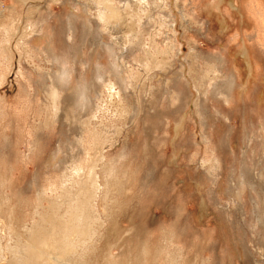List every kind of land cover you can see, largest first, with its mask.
<instances>
[{"label":"rangeland","instance_id":"obj_1","mask_svg":"<svg viewBox=\"0 0 264 264\" xmlns=\"http://www.w3.org/2000/svg\"><path fill=\"white\" fill-rule=\"evenodd\" d=\"M258 211L264 0H0V264H264Z\"/></svg>","mask_w":264,"mask_h":264},{"label":"bare ground","instance_id":"obj_2","mask_svg":"<svg viewBox=\"0 0 264 264\" xmlns=\"http://www.w3.org/2000/svg\"><path fill=\"white\" fill-rule=\"evenodd\" d=\"M113 13V12H112ZM118 14V13H117ZM72 21V20H71ZM112 24V23H111ZM103 46V45H102ZM104 48V47H103ZM108 49V48H107ZM110 50V49H109ZM110 52H111V50H110ZM209 59H211L210 61H214V62H220V63H222V61H223V64H224V58H222V57H218V56H209ZM66 72V71H65ZM61 77H62V74H61ZM236 76H234V78H235ZM99 78H102V77H99ZM236 79V78H235ZM124 80V79H123ZM235 80H233L232 78L230 79V80H227L225 83H224V85L222 86V88H218V89H216V92H217V90L219 91V90H223L224 92H226L225 94H227V95H230L229 93H231L232 94V91L234 90V87H235V85H236V82H234ZM60 83H62V80L60 81ZM77 90V89H76ZM216 92H214V93H216ZM213 93V94H214ZM222 94H224V93H222ZM216 95H219V92H218V94H216ZM216 95L214 94V96L216 97ZM79 97L80 98H83L84 97V95H79ZM221 97V96H220ZM230 97V96H229ZM85 99V98H84ZM83 99V100H84ZM74 164V163H73ZM261 173H263V172H261ZM97 176V175H96ZM94 178H95V176L93 177V180H94ZM81 179V178H80ZM96 181H98V179L96 180ZM95 181V182H96ZM67 182H68V180L67 179H64V185L62 186V188H65L64 189V193H65V195H67V188H69V187H67ZM88 182V181H87ZM92 182H94V181H91V183ZM77 183V182H76ZM251 185V184H250ZM83 186V185H82ZM89 186V185H88ZM91 187V186H90ZM93 187H94V191H95V193H94V195H95V200H96V195L98 194V191H99V188H98V184L96 185V183H94L93 184ZM79 188V187H78ZM80 189V188H79ZM78 189V190H79ZM88 189V188H87ZM81 191V190H80ZM89 191V190H88ZM70 192V191H69ZM74 193V192H73ZM83 194V193H82ZM73 195V194H72ZM86 196V195H85ZM90 196V195H89ZM70 197V196H69ZM74 197H75V195H74ZM73 197V198H74ZM98 197V196H97ZM89 198H91V197H89ZM87 196H86V199H89ZM75 199V198H74ZM84 199H85V197H84ZM253 199V198H252ZM73 199H71V201H72ZM82 200H83V195H80V197L78 198V203L81 201L82 202ZM65 201V200H64ZM69 201V200H68ZM66 202H67V200H66ZM75 202H77V201H75ZM74 202V203H75ZM91 202V201H90ZM74 203H72V204H74ZM61 204V203H60ZM68 204V203H67ZM80 204V203H79ZM93 204V203H92ZM91 204V205H92ZM96 204V203H95ZM64 205H66L65 203H64ZM85 205V204H84ZM70 206V205H69ZM52 207V206H51ZM55 206H53V208H54ZM57 207V206H56ZM63 207V206H62ZM82 207V206H81ZM72 208V207H71ZM78 208H79V205H78ZM76 209V208H75ZM94 209H95V207H94ZM256 209V208H255ZM53 210V209H52ZM57 210V209H56ZM66 210V209H65ZM65 210H63V212H65ZM71 210V209H70ZM72 210H73V208H72ZM83 210V209H82ZM88 210V209H87ZM90 210H91V208H90ZM51 211V210H50ZM54 211V210H53ZM81 211V210H80ZM55 212V211H54ZM59 212V211H58ZM85 213V212H84ZM87 213V212H86ZM91 213V212H90ZM67 214V213H66ZM81 214V213H80ZM55 215H57V214H54V216ZM62 216L64 215V214H61ZM79 215V214H78ZM85 215V214H84ZM50 216H51V214H50ZM75 216V215H74ZM74 216H72L69 220H64V223H66V226L65 227H62L63 229H68V231H75V230H77V229H79V230H82L83 231V228L85 229V227H83L82 229L80 228V222H81V220L83 221V219H78L77 217H75V219H74ZM61 217V216H60ZM59 217V218H60ZM91 217H93L92 215H91ZM42 218V217H41ZM53 218V217H52ZM58 218V219H59ZM85 218V217H84ZM263 218V217H262ZM262 218H261V216L259 215V211H258V215L256 216V220L260 223V225H261V228H263L264 229V223H263V221H262ZM58 219H53V220H55V221H57ZM94 219H95V217H94ZM46 219H44V221H45ZM48 220V219H47ZM50 220V219H49ZM60 220V219H59ZM86 220V219H85ZM89 220H91L92 221V219H89ZM60 221H62V220H60ZM95 221V220H94ZM47 222V221H46ZM89 222V221H88ZM56 223H58V222H56ZM55 223V224H56ZM62 223V222H61ZM90 223V222H89ZM94 223L95 222H93V225H94ZM54 224V225H55ZM63 224V223H62ZM86 224V223H85ZM53 225V224H52ZM85 226V225H84ZM59 227V226H58ZM88 227V226H87ZM89 227H90V225H89ZM88 227V228H89ZM52 228V227H51ZM88 228H86V229H88ZM92 228V227H91ZM43 229V228H42ZM53 229V228H52ZM56 230H57V228H55ZM57 231H59V230H57ZM67 231V230H66ZM88 231H89V229H88ZM88 231H86V232H88ZM52 232V231H51ZM56 232V231H55ZM77 232V231H76ZM36 233V232H35ZM40 233V232H39ZM43 232H41V234H42ZM46 233H48V235H49V231L48 232H46ZM89 233V232H88ZM44 234V233H43ZM54 234V233H53ZM65 234L66 235H68L66 232H65ZM69 234H71V233H69ZM56 235V234H55ZM77 235V234H76ZM94 235V234H93ZM36 236V235H35ZM72 236V235H71ZM77 236H79V235H77ZM77 236H75V237H77ZM54 237V236H53ZM69 237H70V235H69ZM69 237H68V239H69ZM86 237V236H85ZM84 237V238H85ZM57 238V237H56ZM78 238V237H77ZM83 238V239H84ZM38 239H40V238H38ZM54 239V238H53ZM65 238H64V235L63 234H61L60 235V239L57 241L56 239H54V243L52 242V244H54V245H51V244H49V245H51L50 247H48L49 249H51L52 248V246H54V250H56V248H58V249H60L61 248V246H64L65 245V241H66V239L64 240ZM91 239V238H90ZM43 240V239H42ZM71 240V239H70ZM70 240H68V241H66V243L67 244H69L68 242L70 241ZM74 240H76V238L75 239H73V241ZM82 240V239H81ZM40 244H41V241L40 240H37ZM46 241H47V239H46ZM49 241H51V238H50V240ZM72 241V240H71ZM70 241V242H71ZM44 243V242H43ZM49 243V242H48ZM48 243H47V246H48ZM74 243V242H73ZM264 243V242H263ZM71 244H72V242H71ZM81 244V243H80ZM80 244H79V246H80ZM74 245V244H73ZM34 246V245H33ZM75 246H76V244H75ZM83 246V245H82ZM81 246V247H82ZM32 247V246H31ZM66 247V246H65ZM72 246H70V248H71ZM74 247V246H73ZM33 248V247H32ZM69 248V249H70ZM75 248V247H74ZM47 249V248H46ZM45 249V250H46ZM66 250H68V249H66ZM65 251V250H64ZM69 251V250H68ZM73 251H75V249L73 250ZM61 252H63V251H61ZM60 252V253H61ZM51 253H52V251H51ZM69 253L72 255V249L69 251ZM69 253H68V255H69ZM67 253H63L62 255L64 256H67L66 255ZM53 256V255H52ZM56 256V255H55ZM62 257L63 259L65 258L66 260H68V258H66V257ZM69 257V256H68ZM30 263H32V262H30ZM29 263V264H30ZM63 262H61V264H62ZM28 264V263H27Z\"/></svg>","mask_w":264,"mask_h":264}]
</instances>
